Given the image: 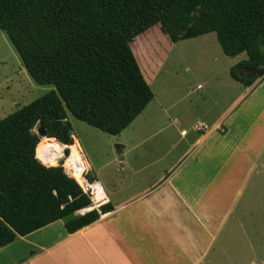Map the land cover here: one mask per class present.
Listing matches in <instances>:
<instances>
[{
  "label": "trees",
  "instance_id": "16d2710c",
  "mask_svg": "<svg viewBox=\"0 0 264 264\" xmlns=\"http://www.w3.org/2000/svg\"><path fill=\"white\" fill-rule=\"evenodd\" d=\"M192 1L0 0V31L32 81L54 88L0 120V248L57 221L71 235L112 210L77 214L88 198L62 168L36 159L45 161L47 142L33 130L42 126L47 140L69 145V113L108 136L121 134L153 100L130 44ZM215 4L247 56L229 76L250 88L264 79V0ZM148 36L134 44L143 69L154 42Z\"/></svg>",
  "mask_w": 264,
  "mask_h": 264
},
{
  "label": "crops",
  "instance_id": "0c3cea01",
  "mask_svg": "<svg viewBox=\"0 0 264 264\" xmlns=\"http://www.w3.org/2000/svg\"><path fill=\"white\" fill-rule=\"evenodd\" d=\"M197 2L185 7H197L201 1ZM211 5L215 9L214 0ZM153 30L130 44L146 83L149 75L141 67L134 44L147 35L154 39L144 57L149 70H157L162 58L153 48L161 44ZM240 86L239 97L221 112L211 130L197 128L191 136L180 130L182 147L171 156L179 148L171 145L165 158L172 159L161 162L165 168L159 173L156 169L146 173L145 165L134 170L143 183L153 181L132 193L103 185L97 179L99 168L88 163L71 135L73 148L79 149L89 175L102 185L112 210L71 235L57 221L17 237L0 248V264H264V217L254 226L248 206L264 185V79L250 88ZM173 105L160 106L161 114L166 116ZM151 114L159 124L158 112ZM168 122L178 124L177 120ZM161 130L155 128L151 137H158ZM124 147L121 143L118 148Z\"/></svg>",
  "mask_w": 264,
  "mask_h": 264
},
{
  "label": "rangeland",
  "instance_id": "374dc122",
  "mask_svg": "<svg viewBox=\"0 0 264 264\" xmlns=\"http://www.w3.org/2000/svg\"><path fill=\"white\" fill-rule=\"evenodd\" d=\"M197 1H201L199 6L184 7L153 27L161 44L153 50L162 58V65L157 70H149L150 65H145L153 100L145 114L121 136H108L67 112L74 137L88 163L99 168L101 176L97 179L103 185L122 187L125 194L137 191L146 182L150 184L153 180L143 183V178L134 176V170L145 165L146 173H154L155 169L159 173L165 168L161 162L170 163L172 159L165 158L171 147H179L171 156L182 147L180 130L189 136L196 133L198 126L205 132L211 130L221 112L239 97L242 87L231 80L229 69L245 60L246 53L240 49L226 19L218 17L217 5L212 9L213 0L211 3L209 0ZM262 51L264 53V49ZM52 90L53 86H38L32 81L6 35L0 31V120ZM171 104L174 107L170 112L162 115L159 107ZM154 111L163 122H153L151 113ZM167 120H177L178 124L167 123ZM157 127L162 129L160 135L151 137ZM37 128H34V134ZM163 137L167 139L162 141ZM121 143L125 147L119 150ZM128 146L135 148L129 150ZM71 150L78 153L77 147H71ZM251 202L248 206L252 207L251 215L257 226L258 220L264 217V185L256 191Z\"/></svg>",
  "mask_w": 264,
  "mask_h": 264
},
{
  "label": "built area",
  "instance_id": "2783aa9c",
  "mask_svg": "<svg viewBox=\"0 0 264 264\" xmlns=\"http://www.w3.org/2000/svg\"><path fill=\"white\" fill-rule=\"evenodd\" d=\"M200 126L204 127L203 125ZM198 130H201V128L198 127ZM56 142L60 147L59 150L50 151L47 154H49L52 158H56L58 162L57 167L62 168L65 175L76 182L82 193L88 198L90 202V205L86 209L77 212V214L83 215L84 213L91 211H95L100 214L101 207L109 204V199L102 185L97 180L90 181L88 179L87 175L89 174V171L78 148V153H73L71 150L72 143L69 145H64L58 141ZM44 157H47V155L44 154ZM36 159L43 166H45L42 160L38 159L37 157Z\"/></svg>",
  "mask_w": 264,
  "mask_h": 264
},
{
  "label": "bare ground",
  "instance_id": "6f19581e",
  "mask_svg": "<svg viewBox=\"0 0 264 264\" xmlns=\"http://www.w3.org/2000/svg\"><path fill=\"white\" fill-rule=\"evenodd\" d=\"M41 139L43 141L47 142V148H46V150L43 153V157H44V154L47 155V157L45 158V163L44 164L46 166H55V165H57L58 162H57L56 158H52L47 153L50 152V151L59 150L60 147H59L58 143L55 140H53V141L47 140L48 139V135L45 136V137H42Z\"/></svg>",
  "mask_w": 264,
  "mask_h": 264
},
{
  "label": "water",
  "instance_id": "95a60500",
  "mask_svg": "<svg viewBox=\"0 0 264 264\" xmlns=\"http://www.w3.org/2000/svg\"><path fill=\"white\" fill-rule=\"evenodd\" d=\"M47 135H48L47 131L42 126H38V128L36 130V136L39 138H42V137H45Z\"/></svg>",
  "mask_w": 264,
  "mask_h": 264
}]
</instances>
